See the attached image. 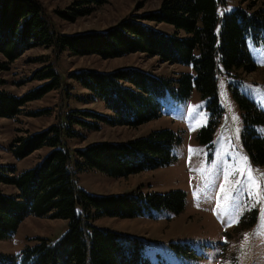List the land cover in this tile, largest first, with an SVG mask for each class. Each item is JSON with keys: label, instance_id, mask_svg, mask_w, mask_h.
<instances>
[{"label": "trees", "instance_id": "trees-1", "mask_svg": "<svg viewBox=\"0 0 264 264\" xmlns=\"http://www.w3.org/2000/svg\"><path fill=\"white\" fill-rule=\"evenodd\" d=\"M107 1L74 0L56 13L60 19L74 22ZM225 2L162 0L157 10L127 17L104 32L68 34L54 28L39 0H0V73L9 71L18 58L35 47L103 59L141 53L161 63L192 69L177 77L132 66L110 71L79 69L69 74V79L87 91L85 103L99 101L109 114L69 109L57 123L12 140L9 152L15 160L45 147L48 151L18 174L15 164H0V184L13 188L11 193L0 188V240L12 237L29 216L66 220L67 229L55 240L36 237L35 243L26 244L18 253H0V264H152L140 238L94 222L135 218L161 208L178 214L184 208V193H144L136 187L126 193L95 195L78 185V175L97 170L112 178H127L166 166L174 159L175 135L169 129H159L125 142L97 141L72 151L66 140H83L86 133L100 130L102 124L137 127L155 120L161 115V99L166 94L185 98L193 88L208 101V110L218 115L217 66L222 65L227 74L255 70L245 41L250 37L259 43L264 34V4L257 6L251 0L245 7L219 14L218 7ZM150 23L167 24L171 30L164 32ZM36 61L46 62L41 57ZM60 78L54 66L46 64L29 77V81L44 83L22 94L6 90V82L0 78V118L44 113L25 112L24 107L58 88ZM236 98L244 111L243 147L252 163L264 165V138L251 127L264 124V114L244 96ZM199 137L208 142L211 129H201Z\"/></svg>", "mask_w": 264, "mask_h": 264}, {"label": "rangeland", "instance_id": "rangeland-1", "mask_svg": "<svg viewBox=\"0 0 264 264\" xmlns=\"http://www.w3.org/2000/svg\"><path fill=\"white\" fill-rule=\"evenodd\" d=\"M73 1L39 0L54 28L68 34L104 32L127 17L157 10L162 2L108 0L90 15L74 22L60 19L56 12L67 9ZM250 1L226 0L224 5H219L218 13L245 7ZM255 2L257 6L264 4V0ZM155 26L164 32L171 30L167 24ZM245 45L256 65L255 70H234L227 74L222 65L217 66L221 107L218 115L208 110V101L193 88L185 98L166 94L161 99V115L155 120L137 127L102 124L100 130L86 133L83 140H66L72 151L97 141L125 142L159 129H169L175 135L174 159L166 166L127 178H112L97 170L78 175V185L95 195L126 193L136 187L144 193L163 194L171 190L184 193V208L178 214L161 208L135 218H101L94 222L97 226L140 238L152 264H264V165L252 163L243 147L244 111L236 98V95L244 96L264 114V34L259 43L247 37ZM40 57L46 62L36 61ZM46 64H52L60 74V86L24 107L25 112H45L37 116L22 113L13 119L0 118V164H15L17 174L35 165L48 148L15 160L9 152L15 137L57 123L69 109L109 114L99 101L85 103L87 91L69 79L72 71H110L132 66L157 75L175 74V77L192 71L191 66L161 63L156 57L141 53L103 59L97 55L57 54L52 48L35 47L18 58L9 71L0 73V78L6 82L4 88L22 94L44 83L29 81V77ZM207 127L211 129V139L203 142L199 132ZM251 127L264 138V124L254 123ZM0 188L7 193L13 191L12 187L2 184ZM66 225V220L62 219L29 216L12 237L0 240V253H18L26 244L35 243L36 237L55 240L64 234Z\"/></svg>", "mask_w": 264, "mask_h": 264}, {"label": "snow or ice", "instance_id": "snow-or-ice-1", "mask_svg": "<svg viewBox=\"0 0 264 264\" xmlns=\"http://www.w3.org/2000/svg\"><path fill=\"white\" fill-rule=\"evenodd\" d=\"M244 160L246 161L247 160V157H244Z\"/></svg>", "mask_w": 264, "mask_h": 264}]
</instances>
